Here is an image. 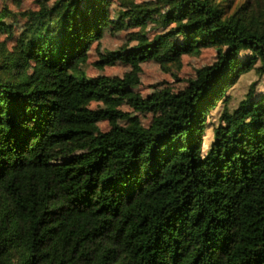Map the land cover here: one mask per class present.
Segmentation results:
<instances>
[{
    "label": "trees",
    "instance_id": "1",
    "mask_svg": "<svg viewBox=\"0 0 264 264\" xmlns=\"http://www.w3.org/2000/svg\"><path fill=\"white\" fill-rule=\"evenodd\" d=\"M38 4L15 38L23 0H0V264H264V0ZM95 46L130 70L90 77ZM211 49L183 91H138L143 65Z\"/></svg>",
    "mask_w": 264,
    "mask_h": 264
},
{
    "label": "rangeland",
    "instance_id": "2",
    "mask_svg": "<svg viewBox=\"0 0 264 264\" xmlns=\"http://www.w3.org/2000/svg\"><path fill=\"white\" fill-rule=\"evenodd\" d=\"M39 0H23V5L21 9L13 5H8L9 9L15 13L12 20L8 21L10 24L15 26V38H18L19 34L23 30L24 21L20 17L19 12L25 10H38ZM136 3H149L152 7L159 8L161 6V0H135ZM121 4V0H115V8ZM152 31L150 38H153L158 32L151 27ZM137 32L139 30H128L119 31L112 30L107 33V36L103 39L100 44L101 52L108 53L118 50L120 47L130 44L134 46L136 44ZM6 40L5 36L1 38ZM13 41H9V46L12 45ZM216 51L204 50L201 53L193 56H186L183 60L182 66L180 68L172 67L168 72L164 71L156 63H148L143 65L142 73L140 75L142 85L138 91L147 96L148 94L154 92L156 89L161 90L163 88H171L175 93L183 91L187 85L188 81L195 77L196 71L204 66L211 65L216 59ZM99 60L97 54V47L95 46L90 54L88 74L90 77H97L101 75L107 76H123L127 73L130 68L123 66L122 64H114L108 66L105 71L100 72L95 68V63ZM258 81V77L255 74H250L244 77L241 82L232 90L231 92V108H236L238 104L245 98L251 85ZM257 94H264V77L259 80V85L257 88ZM100 104H92V108H100ZM124 112L132 113V110L128 107L122 109ZM139 119L145 125H149L152 121V116L150 115H137ZM102 129L108 130L107 124L101 125ZM213 136L212 129H209V139Z\"/></svg>",
    "mask_w": 264,
    "mask_h": 264
}]
</instances>
